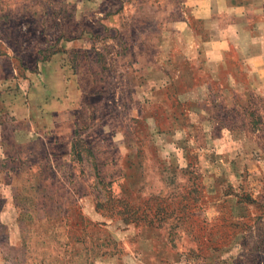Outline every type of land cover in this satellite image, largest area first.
I'll list each match as a JSON object with an SVG mask.
<instances>
[{"label": "rangeland", "instance_id": "obj_1", "mask_svg": "<svg viewBox=\"0 0 264 264\" xmlns=\"http://www.w3.org/2000/svg\"><path fill=\"white\" fill-rule=\"evenodd\" d=\"M117 2L0 0V264H264V41L216 64L175 25L137 94L112 72L150 10ZM77 59L105 82L73 106Z\"/></svg>", "mask_w": 264, "mask_h": 264}, {"label": "crops", "instance_id": "obj_2", "mask_svg": "<svg viewBox=\"0 0 264 264\" xmlns=\"http://www.w3.org/2000/svg\"><path fill=\"white\" fill-rule=\"evenodd\" d=\"M89 6L92 8L96 6V9L100 6L101 8L108 7L105 4L103 5L102 2L89 3ZM114 7L115 5L112 4L111 8ZM143 7L150 10L147 13L146 19L139 21L135 18L132 21L133 23L128 25L132 34L130 35V39L127 38L132 43V49L128 51H132L133 55H135V66L132 68L127 62L128 67L119 65L112 72L115 78L120 77L118 73L121 72L132 73L135 90H138L137 94L141 93L142 87H144L146 95H149V92L153 94L156 90L161 92V87L158 86L157 81H153L148 76L152 72V68L157 65V61H153L152 55L157 57L161 54L162 45H160L159 41L166 42L169 40L170 37L167 31L175 25H180L179 29L182 31L180 35L183 42L186 39L188 42L192 39L198 44V49L201 50H199L197 56H206L205 46L208 45V57H210V61L216 64H223L225 57L230 55L231 50L238 49L235 42H237L240 36L244 37L247 35L250 40L249 42H252L253 46H257L258 43L261 44L264 41V0H151L148 4L144 0H120V2H117L118 14L122 16H128L129 13H132L138 17L137 14H141ZM155 11L157 13L161 12L160 16L162 17L155 18L153 16ZM175 13L176 15L177 13L179 14L177 17L180 16V19L175 17ZM203 25H213L214 31L206 32V28ZM207 34H211L209 38L206 37ZM156 41L159 43H154ZM200 42L204 48H200ZM184 45L183 43V47ZM150 48L152 50L156 49V53H150L148 50ZM185 48L182 49L183 55L189 60L192 59L189 48ZM158 50H160L159 54L157 53ZM101 51L103 54H107V50ZM200 51L202 54H200ZM81 54H83L84 58H87V54H84L82 49L78 50L75 47L73 57ZM249 54V56L246 54L244 57L251 59L250 65L252 67L256 66L255 71L264 72V50L262 48L261 50L255 49L251 53L249 52ZM126 55L127 52L124 54L120 53L118 62L121 59H126ZM240 56L241 54H239ZM78 58L81 59L82 57ZM145 59L148 65H146ZM93 65V61L89 65L87 61L80 63L79 59L73 63V80L71 79L73 81V106L85 105L86 102L90 103L89 99L93 97V93L89 91L90 86L88 87L86 83L89 82L92 85H96L103 81L105 82V78L103 79L102 75L97 78L90 75L85 80L81 79L79 74L82 68L83 71L88 73L90 68L91 71L93 70ZM98 67L101 68L102 72L103 68L101 66ZM60 69L63 70L62 67ZM110 70L105 69L104 72H111ZM83 99H86V101L84 102Z\"/></svg>", "mask_w": 264, "mask_h": 264}, {"label": "trees", "instance_id": "obj_3", "mask_svg": "<svg viewBox=\"0 0 264 264\" xmlns=\"http://www.w3.org/2000/svg\"><path fill=\"white\" fill-rule=\"evenodd\" d=\"M75 134H77V132H75Z\"/></svg>", "mask_w": 264, "mask_h": 264}]
</instances>
